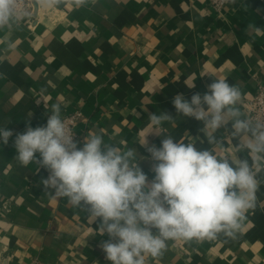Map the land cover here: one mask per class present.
I'll return each instance as SVG.
<instances>
[{
  "label": "crops",
  "instance_id": "obj_1",
  "mask_svg": "<svg viewBox=\"0 0 264 264\" xmlns=\"http://www.w3.org/2000/svg\"><path fill=\"white\" fill-rule=\"evenodd\" d=\"M214 77L239 87L247 117L244 103L264 85V0H232L219 14L209 0H60L51 8L37 1L32 16L0 29V127L13 132L0 144V264H111L99 219L91 223L44 189L48 171L15 158L16 133L45 126L54 104L61 118L81 111L79 146L99 133L121 150L135 148L151 181L153 162L140 145L152 131L149 115H173L160 135L212 147L199 142L202 122L176 114L172 100L203 95ZM216 135L224 138L217 154L235 158L229 130ZM162 136L149 135V146L160 147ZM257 179L255 206L234 236L170 240L146 264H264V171Z\"/></svg>",
  "mask_w": 264,
  "mask_h": 264
},
{
  "label": "clouds",
  "instance_id": "obj_2",
  "mask_svg": "<svg viewBox=\"0 0 264 264\" xmlns=\"http://www.w3.org/2000/svg\"><path fill=\"white\" fill-rule=\"evenodd\" d=\"M59 2L38 0L46 8ZM75 3L84 6L88 0ZM28 15L25 0H0V29L18 25ZM207 87L190 100L177 94L172 103L176 114L202 122L199 142L212 147L160 135L158 130L173 115H149L152 131L140 145L153 162L151 181L135 148L121 150L99 133L85 135L79 146L58 103L52 105L45 126L29 124L15 134V158L25 167L35 163L47 170L49 175L41 180L46 191L86 212L91 223L99 219L97 233L109 237L100 247L111 264H146V257L162 256L170 240L214 239L221 232L234 236L255 206L257 176L264 171V121L243 115L239 87L215 77ZM220 129L229 130L237 141L235 158L214 150L224 143L216 135ZM151 134L163 137L160 147L149 146ZM12 136L10 129L0 127V144Z\"/></svg>",
  "mask_w": 264,
  "mask_h": 264
},
{
  "label": "built area",
  "instance_id": "obj_3",
  "mask_svg": "<svg viewBox=\"0 0 264 264\" xmlns=\"http://www.w3.org/2000/svg\"><path fill=\"white\" fill-rule=\"evenodd\" d=\"M38 1V0H37ZM210 7L212 11L216 14L222 13V11L232 2V0H209ZM34 0H25V6L29 10V15L32 16L34 6ZM244 109L247 115V118L252 120L264 121V85H260L254 97L244 103ZM67 126L75 133V140L79 141V137L76 133V127L83 120V114L81 111H75L62 118ZM4 210L7 212L8 207L6 203L3 206ZM29 264H65V263H48L41 261L39 259L32 260Z\"/></svg>",
  "mask_w": 264,
  "mask_h": 264
}]
</instances>
